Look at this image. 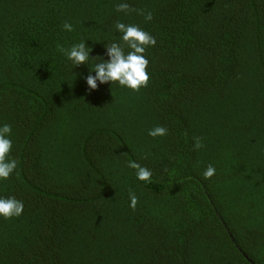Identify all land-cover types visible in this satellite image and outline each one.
Listing matches in <instances>:
<instances>
[{"label":"trees","instance_id":"obj_1","mask_svg":"<svg viewBox=\"0 0 264 264\" xmlns=\"http://www.w3.org/2000/svg\"><path fill=\"white\" fill-rule=\"evenodd\" d=\"M117 20L156 37L149 83L89 92L94 61L57 46L103 56ZM4 123L17 168L0 197L25 208L0 217V264H264V0H0Z\"/></svg>","mask_w":264,"mask_h":264},{"label":"clouds","instance_id":"obj_2","mask_svg":"<svg viewBox=\"0 0 264 264\" xmlns=\"http://www.w3.org/2000/svg\"><path fill=\"white\" fill-rule=\"evenodd\" d=\"M117 12L131 15L138 12L144 16L145 22L153 20V13L145 9L133 8L129 3L122 2L117 5ZM115 31L119 33L116 40H110L104 44L105 53L103 56L93 57V48L88 45L89 40L81 39L69 47L58 45V51L71 62L76 69L81 65H90L89 72L84 77L87 91H95L100 85L117 84L121 88L139 92L147 87L150 80L149 59L146 55L150 47L157 44L156 37L141 26L134 23H125L117 20L114 25ZM63 29L67 32L74 30L71 23L65 22ZM107 57V59L104 58ZM12 133L11 125L4 123L0 125V180H7L17 168V162L10 158L9 154L13 149V142L10 138ZM168 134V129L162 125H157L148 130L150 137H163ZM202 141L196 139V147H202ZM128 167L135 170L136 179L150 183L152 171L135 160H130ZM216 174V168L209 165L203 172L205 179H210ZM129 206L135 209L139 203V197L134 193H129ZM24 202L13 197H0V217L11 219L20 217L24 213Z\"/></svg>","mask_w":264,"mask_h":264}]
</instances>
